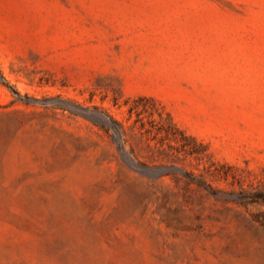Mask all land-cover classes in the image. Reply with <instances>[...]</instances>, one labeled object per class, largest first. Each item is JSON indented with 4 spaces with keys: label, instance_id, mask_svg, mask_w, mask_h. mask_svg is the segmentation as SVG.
<instances>
[{
    "label": "rangeland",
    "instance_id": "obj_1",
    "mask_svg": "<svg viewBox=\"0 0 264 264\" xmlns=\"http://www.w3.org/2000/svg\"><path fill=\"white\" fill-rule=\"evenodd\" d=\"M264 0H0V264H264Z\"/></svg>",
    "mask_w": 264,
    "mask_h": 264
},
{
    "label": "trees",
    "instance_id": "obj_2",
    "mask_svg": "<svg viewBox=\"0 0 264 264\" xmlns=\"http://www.w3.org/2000/svg\"><path fill=\"white\" fill-rule=\"evenodd\" d=\"M237 203L242 206L253 204H259L264 206V195H260L257 193H245L242 191L240 192V197ZM260 223L264 227V222Z\"/></svg>",
    "mask_w": 264,
    "mask_h": 264
}]
</instances>
